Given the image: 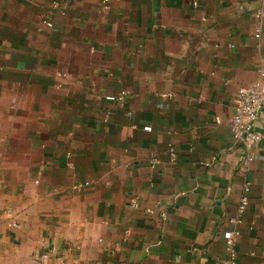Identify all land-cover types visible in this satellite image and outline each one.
Returning <instances> with one entry per match:
<instances>
[{"label":"crops","instance_id":"crops-1","mask_svg":"<svg viewBox=\"0 0 264 264\" xmlns=\"http://www.w3.org/2000/svg\"><path fill=\"white\" fill-rule=\"evenodd\" d=\"M259 69L264 0H0V264H264Z\"/></svg>","mask_w":264,"mask_h":264},{"label":"built area","instance_id":"built-area-1","mask_svg":"<svg viewBox=\"0 0 264 264\" xmlns=\"http://www.w3.org/2000/svg\"><path fill=\"white\" fill-rule=\"evenodd\" d=\"M49 27L51 23L47 24ZM257 30V35L260 34ZM259 80L247 88L241 89L236 96L235 112L230 120L229 128L232 138L235 142L241 143L250 148L264 140V134L256 129V123L264 117V70L259 69ZM115 101V98H110ZM118 100H122L120 97ZM146 130H150L147 127ZM247 205V199L244 198L241 205V211H244ZM237 233L227 231L223 237L227 252L226 259L221 264H238L237 253L235 249ZM43 260H48L50 254H44Z\"/></svg>","mask_w":264,"mask_h":264}]
</instances>
